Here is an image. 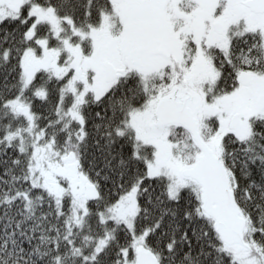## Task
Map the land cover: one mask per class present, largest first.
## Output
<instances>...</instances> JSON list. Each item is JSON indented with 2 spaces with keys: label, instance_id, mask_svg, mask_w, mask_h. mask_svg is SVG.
<instances>
[{
  "label": "snow or ice",
  "instance_id": "snow-or-ice-1",
  "mask_svg": "<svg viewBox=\"0 0 264 264\" xmlns=\"http://www.w3.org/2000/svg\"><path fill=\"white\" fill-rule=\"evenodd\" d=\"M0 264H264V0H0Z\"/></svg>",
  "mask_w": 264,
  "mask_h": 264
}]
</instances>
